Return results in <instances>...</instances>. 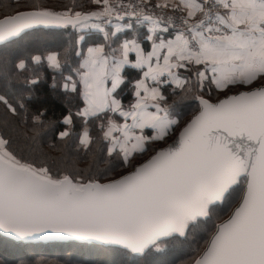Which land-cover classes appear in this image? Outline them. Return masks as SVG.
Wrapping results in <instances>:
<instances>
[{"label":"snow or ice","instance_id":"obj_1","mask_svg":"<svg viewBox=\"0 0 264 264\" xmlns=\"http://www.w3.org/2000/svg\"><path fill=\"white\" fill-rule=\"evenodd\" d=\"M37 29L75 37L63 56L31 60L67 69L63 88L83 101L74 114L80 128L69 111L56 140L75 137L88 164L33 156L57 122L32 109L31 89H18L6 70L0 232L91 241L129 256L167 255L177 242L188 249L178 264H264V0H73L58 8L16 0L0 10V46ZM87 34L100 39L85 47ZM8 63L5 52L0 64ZM127 69L137 77L128 81ZM38 82L24 78L25 86Z\"/></svg>","mask_w":264,"mask_h":264},{"label":"trees","instance_id":"obj_2","mask_svg":"<svg viewBox=\"0 0 264 264\" xmlns=\"http://www.w3.org/2000/svg\"><path fill=\"white\" fill-rule=\"evenodd\" d=\"M16 0H0V10ZM20 3H46L51 7H60L65 4L73 3V0H19ZM76 3H87L88 0H75ZM75 37L65 30L37 29L33 30L23 40L7 46H0V57L7 52L9 63L7 68L0 64V91L4 90L3 73L8 72L18 77L15 86L25 93L31 89V107L34 111L45 110L49 119L56 121L55 128L44 138L38 150L33 156L39 157L41 151L56 161H62L64 164L85 168L88 164L87 155L77 150V140L73 137L65 145L56 140V132L63 130L62 117L69 111L73 113L76 128H80V119L76 117L75 112L83 107V101L76 93L66 92L63 88L64 76L68 75L67 69L62 75L47 66L45 61L41 65H36L31 57L41 55L46 57L50 52H59L63 56V49ZM100 37L94 34H87L85 47L93 41H99ZM19 59H24L27 68L23 71L14 65ZM75 63V57H73ZM128 81L137 77L134 69H127L125 72ZM37 78L39 82L36 85L25 86L24 78ZM55 82V87L53 83ZM123 89V100L125 103L131 99L130 83L121 86ZM187 105L194 107L193 101L186 102ZM189 107H182L180 111L190 112ZM92 134L99 135L95 125H92ZM56 142L57 149L50 145ZM27 151V149H25ZM52 163V160H49ZM188 252L187 247L177 242L169 243L167 255L159 253H150L144 256H129L127 253L115 247H107L96 244L85 243H47V244H24L16 243L0 235V264H178L179 259Z\"/></svg>","mask_w":264,"mask_h":264},{"label":"water","instance_id":"obj_3","mask_svg":"<svg viewBox=\"0 0 264 264\" xmlns=\"http://www.w3.org/2000/svg\"><path fill=\"white\" fill-rule=\"evenodd\" d=\"M49 30V29H47ZM53 30H57V29H53ZM0 235L7 238V239H10L16 243H24V244H47V243H54V242H57V243H66V242H75V243H85V244H96L98 245L97 243L95 242H91V241H79V240H74V239H71V238H55V239H37V240H21V239H17L15 237H12L8 234H5L3 232H0Z\"/></svg>","mask_w":264,"mask_h":264}]
</instances>
